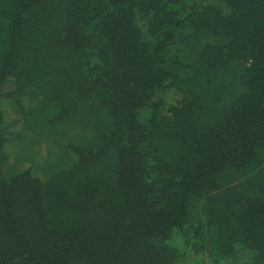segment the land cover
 <instances>
[{
	"label": "trees",
	"instance_id": "trees-1",
	"mask_svg": "<svg viewBox=\"0 0 264 264\" xmlns=\"http://www.w3.org/2000/svg\"><path fill=\"white\" fill-rule=\"evenodd\" d=\"M238 263L264 264V0H0V264Z\"/></svg>",
	"mask_w": 264,
	"mask_h": 264
},
{
	"label": "rangeland",
	"instance_id": "rangeland-1",
	"mask_svg": "<svg viewBox=\"0 0 264 264\" xmlns=\"http://www.w3.org/2000/svg\"><path fill=\"white\" fill-rule=\"evenodd\" d=\"M8 111H10L9 108L5 107L4 114H3V116L5 117L4 120H11L12 119V118L10 119V114H9V116H7ZM6 124H8V122H6ZM17 149H19V148L16 145H13V146H10V147H7V146L5 147V151L11 153V155H15V152L17 151ZM41 152H45V149H42ZM30 165H31V163H25L23 165V168H28ZM244 256L246 257V253L240 254L239 257H238L239 260H237V261H239V263H240L245 258Z\"/></svg>",
	"mask_w": 264,
	"mask_h": 264
}]
</instances>
